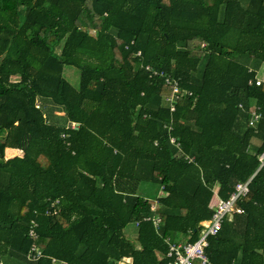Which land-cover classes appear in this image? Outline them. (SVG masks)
I'll list each match as a JSON object with an SVG mask.
<instances>
[{"label": "trees", "instance_id": "16d2710c", "mask_svg": "<svg viewBox=\"0 0 264 264\" xmlns=\"http://www.w3.org/2000/svg\"><path fill=\"white\" fill-rule=\"evenodd\" d=\"M152 71L177 80L173 112ZM263 152L264 0H0V263L166 264L214 192L249 181L205 254L264 264ZM33 243L44 258L27 259Z\"/></svg>", "mask_w": 264, "mask_h": 264}, {"label": "built area", "instance_id": "2783aa9c", "mask_svg": "<svg viewBox=\"0 0 264 264\" xmlns=\"http://www.w3.org/2000/svg\"><path fill=\"white\" fill-rule=\"evenodd\" d=\"M146 69L148 70L149 68L147 67ZM150 76L163 78L164 83L172 88L171 96L165 98L164 104L169 108L170 112H173L177 100L181 99V97L183 96V92L179 88L177 80L174 79L171 75L165 74L162 71H152ZM260 82L261 80L257 78L255 80V85L258 86ZM53 114H60L61 116H63V113L58 111H54ZM259 118L260 114L257 112V109H252L249 125L254 126L258 122ZM71 127H77V124L72 123ZM167 129L169 131L171 130L169 126H167ZM169 142L180 149V144L175 137H170ZM258 159L260 162V166H263L264 152L259 156ZM189 160L192 161L193 159ZM248 182L249 181L236 184L234 191L229 195L227 199H221L217 195H215V198L212 199L209 204V207L212 209L213 213L208 220L200 222V232L198 239L195 242L185 241L183 243L170 244L167 253L164 255V257L167 259L166 264H194V261L199 262V264H209L208 258L205 254V248L208 245L207 238L209 236H214L221 229L224 221H231L234 215L242 214L244 212L242 207L239 205V201L247 194ZM162 188H160L159 195L162 194ZM57 204L58 200L52 202L51 210L46 211V215L56 214L57 210L55 209V206ZM154 209L155 207H152V210ZM148 219L149 218H145V220ZM151 220L154 226L158 227V225L160 224V218L155 215ZM30 224L31 226L28 230V237L31 240H34L37 237L34 230L36 223L34 221H31ZM26 257L30 261H37L41 258H44L45 255L42 253L41 249L38 248L35 243H33L27 251ZM49 259L51 264H66L65 262L60 261L54 257H50ZM121 260L120 264H130V262L126 263L124 261L125 259Z\"/></svg>", "mask_w": 264, "mask_h": 264}, {"label": "rangeland", "instance_id": "374dc122", "mask_svg": "<svg viewBox=\"0 0 264 264\" xmlns=\"http://www.w3.org/2000/svg\"><path fill=\"white\" fill-rule=\"evenodd\" d=\"M65 70H69L70 72L67 73L66 75L68 77L67 80L68 82L73 86V87H78L79 84V70L74 68V67H65ZM67 72V71H66ZM55 116L57 117H61L60 114H55ZM7 153V154H6ZM5 153L6 158H10V157H20L21 152L20 151H16V150H12V149H7ZM148 189V187H145ZM159 195L160 191L157 190V188H150L148 189L147 192H143V189L141 187L139 193L140 194H144L146 197L152 198L153 196H155L154 194ZM156 203H152L151 205V209L152 207H155ZM124 232L129 236V238L131 240H134V235H135V225L133 223L127 225L124 229ZM179 243H183L186 241V237H179L178 239Z\"/></svg>", "mask_w": 264, "mask_h": 264}, {"label": "crops", "instance_id": "0c3cea01", "mask_svg": "<svg viewBox=\"0 0 264 264\" xmlns=\"http://www.w3.org/2000/svg\"><path fill=\"white\" fill-rule=\"evenodd\" d=\"M6 154H7V153H6ZM215 193H216V192H214V195H213L212 199L215 198V195H216ZM212 199H211V200H212ZM134 238H135V235H134ZM178 243H179V242H178ZM174 244H175V243H174ZM176 244H177V243H176ZM123 259H125L124 261H125L126 263H129V261H130L129 258H123ZM121 261H122V260H121ZM116 264H120V261H118Z\"/></svg>", "mask_w": 264, "mask_h": 264}]
</instances>
